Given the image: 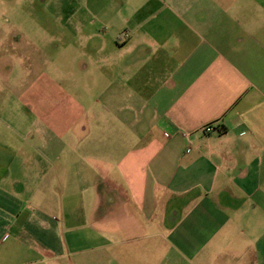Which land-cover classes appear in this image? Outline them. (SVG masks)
I'll return each instance as SVG.
<instances>
[{
	"label": "crops",
	"instance_id": "0c3cea01",
	"mask_svg": "<svg viewBox=\"0 0 264 264\" xmlns=\"http://www.w3.org/2000/svg\"><path fill=\"white\" fill-rule=\"evenodd\" d=\"M1 49L0 264H264V0H0ZM104 95L158 134L77 149Z\"/></svg>",
	"mask_w": 264,
	"mask_h": 264
},
{
	"label": "rangeland",
	"instance_id": "374dc122",
	"mask_svg": "<svg viewBox=\"0 0 264 264\" xmlns=\"http://www.w3.org/2000/svg\"><path fill=\"white\" fill-rule=\"evenodd\" d=\"M9 41L12 42V40ZM0 51L2 52L3 50L1 49ZM30 51L31 50L22 49L20 50V52L23 55H19L14 51L8 50V47L6 48L4 56L7 58V60L10 61V63H15V65L13 64L11 66L13 68L12 72L15 73L14 75L20 74L22 77H24L25 73L30 72L31 69H41V63H38L37 65L32 64V66H30L24 58V54ZM76 67L75 74H78V69ZM6 77L8 79L6 81L7 86H9L10 88H17L19 81H14V78L10 77L8 71L6 72ZM80 82L82 89L84 88V85L90 84L91 81L89 78H85L80 80ZM78 83L79 81L75 80L73 90L77 95H80V91L76 89ZM120 99L121 98L119 97L118 102L120 101ZM133 102L136 107L142 105V100L140 97L133 98ZM94 111V114L96 117H98V120L96 119L94 122H92L90 119L91 122H85L86 129L84 131L79 132L77 130L76 136L78 138L91 140L92 142L89 143L90 141H86L85 143L81 142L75 145V147L77 149L80 148L82 152L95 151V153H98V151H100L104 155H108L110 153L120 155L125 153L126 150L124 141L126 142V140H137V142H142V140H146V138L148 139L149 137L158 134L159 130L157 126H155L152 115L148 109H145L143 110V112L138 113L128 112L123 109H118L116 112H113L110 103L107 101V96L104 95L98 98ZM116 142H118V144H116ZM102 170L103 169H101V172L99 174L104 176L105 174ZM152 241L150 243L153 245L155 242ZM141 242H131V244H133L134 246L132 248H136V245L140 244ZM55 264H68V260L66 258H62L55 261Z\"/></svg>",
	"mask_w": 264,
	"mask_h": 264
},
{
	"label": "built area",
	"instance_id": "2783aa9c",
	"mask_svg": "<svg viewBox=\"0 0 264 264\" xmlns=\"http://www.w3.org/2000/svg\"><path fill=\"white\" fill-rule=\"evenodd\" d=\"M212 129L213 128L211 126H209V125H206V126L203 127V131L206 132V133L212 131Z\"/></svg>",
	"mask_w": 264,
	"mask_h": 264
}]
</instances>
